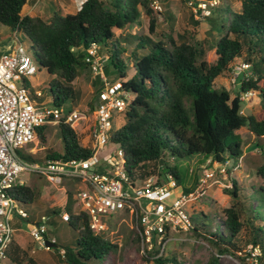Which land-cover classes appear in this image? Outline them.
<instances>
[{
    "label": "trees",
    "instance_id": "trees-1",
    "mask_svg": "<svg viewBox=\"0 0 264 264\" xmlns=\"http://www.w3.org/2000/svg\"><path fill=\"white\" fill-rule=\"evenodd\" d=\"M26 1L0 0V24L12 32L22 33L38 67L53 76L47 83L52 106H61L77 96L71 83L78 77L79 69L88 65L84 61V50L91 44H110L116 50L114 29H123L137 21L140 8L149 17L150 34L157 25L149 0H85L75 13L63 14L58 9L48 19L27 13ZM239 2L238 9L231 8L224 0H219L215 6L220 16L221 34L213 43L216 55L213 63L205 59L203 46L191 43L185 33L171 36L169 46L149 36L136 37L137 44L129 55L133 76L120 80L122 89L133 98L124 111V123L110 135V141L122 150L123 168L131 178L158 173L162 179L169 175L181 192L188 193L193 187L180 186L176 165L168 166L162 158L167 155L180 160L199 156L202 163L211 158L219 164L238 159L242 156V141L235 131L241 127H247L253 135L252 148L260 149L264 155V0ZM163 16V20L166 19L165 14ZM193 16L190 12L189 20L197 26L199 21ZM72 47L77 51H72ZM113 55L117 60L116 51ZM242 63L249 67L248 74L240 80L239 89L243 93L254 91L259 97L258 111L247 115L241 112L239 93L231 98L228 89L214 86L215 79L226 70L233 71L237 78L241 70L236 67ZM113 65L120 78H125L124 70L116 63ZM23 84L31 90L28 80L24 79ZM99 91L97 87L96 93ZM89 105L90 109L94 106L92 102ZM57 127L62 151L44 148V155L25 156L33 161H44L82 159L91 155V147L80 144L75 129L65 123L64 118ZM45 128L46 124L37 128V137L42 143L46 142ZM156 162L163 165L159 172L155 165H149ZM256 173L264 180V160ZM231 186L233 204L224 207L222 215L217 217L219 227L206 230L204 223H196L190 229L196 237L208 232L204 238L216 248V254L205 264H220L224 253L236 255L243 250L240 232L245 223L241 220L244 205L237 202L239 187L234 180ZM9 192L22 206L37 200L35 189L28 184H16ZM254 193L250 200H255L256 204L252 201L247 204L250 228L245 242L251 244V250L257 247L259 253L246 255L252 254L257 264H264V186H259ZM74 199L75 194L68 191L65 211L69 218L64 222L77 237L74 247L61 248L64 250L60 254L62 264H105L106 256L116 251L117 244L104 238V233L94 234L90 230L87 214L72 208ZM47 211L58 214L59 208ZM201 214L204 215L202 211ZM131 221L135 234L136 221L132 217ZM11 259L18 264L23 261L19 254L12 255ZM28 262L37 264L31 258ZM146 262L179 264L174 255L163 254L155 258L139 254L129 264Z\"/></svg>",
    "mask_w": 264,
    "mask_h": 264
},
{
    "label": "rangeland",
    "instance_id": "rangeland-1",
    "mask_svg": "<svg viewBox=\"0 0 264 264\" xmlns=\"http://www.w3.org/2000/svg\"><path fill=\"white\" fill-rule=\"evenodd\" d=\"M149 6L153 11V14L157 18V25L154 33L148 32L149 17L140 8V14L138 20L133 24L127 25L123 29H114L115 38L113 40L116 45V50L110 44H99V55L106 57L104 61V75L109 83L115 81H125L133 76V67L130 60V52L135 48L137 44V36H149L154 41H162L166 45H170L171 36L174 37L175 33H185L189 37V41L196 45H202L205 50V59L209 63H213L215 60V50L213 48L214 40L221 34L220 28V16L216 7L210 8L206 13L195 14L194 11L189 9V6L185 2L180 0H149ZM154 1L156 2L154 4ZM231 8L238 9L240 7L239 0H224ZM42 3H47L51 7V11H57V5L55 0H41ZM24 10L28 11V4ZM222 2H220V5ZM190 12L194 13V20H198L199 24L193 26L189 20ZM163 14L166 19L163 20ZM169 16V18H168ZM17 38L27 46V41L22 33H14L8 27L0 24V54L6 51L8 46L17 44ZM118 56V59H114V52ZM111 56V58H110ZM113 60V62H112ZM117 64L124 70L125 78L121 79L117 67L113 65ZM237 78L233 74V71L226 70L214 81L215 87H224L229 90L230 97L239 93L242 99L241 112L243 114L255 113L259 109V97L254 91L243 93L239 89V83L242 77L248 74V70L240 69ZM52 75L48 74L43 67H38V71L28 79L31 90H40L43 94V101L46 105L52 106L50 102V95L47 90V83L52 79ZM235 78V80H233ZM95 79L93 73L88 65L79 69L78 77L71 83L74 90L77 92V96L73 100H68L61 106L64 108L88 109L90 107L89 102L93 104L97 101V85L92 82ZM133 97L130 95L129 101ZM125 121L124 111H114L113 124L114 129L121 126ZM89 122V121H88ZM241 137L242 141V156L238 159L233 158L225 163V169L221 170L213 164H208L207 169L209 177L201 188V194L196 197L193 203L187 207V213L191 218L193 224L204 223L206 230H214L219 227V215H222V209L233 204V197L230 194L232 189L231 182L234 180L237 183L238 189V201L241 205V220L245 223L240 232L241 245L243 250L236 255H230L224 253L220 256V264H257L254 261L252 254L246 255V253H256L257 248L251 250V244L245 242L248 239V230L250 222L249 211L247 210V204L250 203L254 196V190L259 186H264V180L256 173L257 167L263 162L264 155L258 148H252L254 146V138L247 127H241L235 131ZM46 142L38 143L39 147L45 146V148H52L55 151H62V142L59 136L58 127L56 125L48 124L44 131ZM81 145H90L87 143V139L82 140L81 136L78 137ZM32 144L23 145L19 148L18 152L23 153ZM37 150H40L36 147ZM103 155H107L112 150L116 149V146L108 144ZM40 155L45 154V150L39 152ZM162 160L168 166L176 165V169L179 175L180 186L193 187L194 190L198 185V179L201 176V171L206 165L205 162H201V157L195 156L192 158H183L180 160L171 159L170 157H163ZM149 165H155L159 172L162 168L160 162L150 163ZM203 165V166H202ZM154 176L159 177L158 173H153ZM27 184L35 189L37 200L28 205H21L29 214V220L25 217H20L13 214V227L15 226L14 237L21 241L28 240L31 242L33 250L36 252L33 255L37 264H62L60 251L62 247H74L77 233L73 231L70 226L63 222L59 213L65 211L67 203V192L75 194L77 186L80 183L64 179L61 184H53L46 181L44 178H39L35 174H23L22 176ZM160 178V177H159ZM194 179L196 181H194ZM195 184V185H194ZM179 191L180 189L177 188ZM252 196V197H251ZM252 204H256L253 200ZM239 207V205H237ZM59 208L58 214L46 212V209ZM72 208L75 211L79 209V203L74 199ZM201 211L204 215L201 214ZM45 212L48 218H51V223L48 226V230L52 237L57 240L56 247L50 250H45L37 242H35L29 236V229L31 219L39 218L40 213ZM105 223L107 229L103 232L104 238L108 241L117 244L115 252L109 253L104 260L105 264H129L131 260L136 259L139 255L138 242L135 240V235L132 231L131 214L129 211L122 209L118 210L111 216L105 217ZM211 232V231H210ZM209 232V233H210ZM208 234V232H206ZM206 234V235H207ZM205 235V236H206ZM196 237L192 231L182 232L178 231L171 233L168 236L163 255H174L179 264H205L208 258L216 254V248L210 245L205 236ZM47 237L50 238L47 233ZM27 256L30 254L31 246L27 247ZM251 250V251H249ZM27 256L23 255L24 264L29 263ZM34 260V259H33ZM96 263V262H94ZM30 264V263H29ZM141 264H154L153 262H146Z\"/></svg>",
    "mask_w": 264,
    "mask_h": 264
},
{
    "label": "built area",
    "instance_id": "built-area-1",
    "mask_svg": "<svg viewBox=\"0 0 264 264\" xmlns=\"http://www.w3.org/2000/svg\"><path fill=\"white\" fill-rule=\"evenodd\" d=\"M186 1L195 14L206 13L219 2ZM17 40V44L8 46L0 54V264H6L7 248L14 232L11 216L28 217L26 210L9 192L16 184L27 183L22 177L26 173L35 174L53 184H61L64 179L80 183L81 187L75 193L78 211L87 214L88 226L94 234L107 229L105 217L118 210L129 211L136 221L134 235L138 240L139 254H150L154 258L161 256L171 233L187 232L192 228L193 223L186 210L201 194V188L210 176L207 165L213 164L224 170L225 163L206 159L197 187L188 193L178 191L175 179L169 175L162 179L153 174L131 178L123 168L122 150L110 141L114 130V111H125L130 93L122 89L120 81L108 82L103 65L107 58L98 54L99 46L91 44L86 48L84 61L93 76L99 77L103 87L93 108L82 110L46 105L40 90L31 91L23 84L24 79H30L38 71V65L27 46ZM71 50L75 52L77 48L72 47ZM248 67V64L242 63L236 69L245 70ZM61 118L74 129L85 128L91 155L82 159L33 161L25 155L35 154V149H26L24 155L18 153L23 145L35 140L40 143L38 127L57 125ZM108 144L116 146V149L103 155L108 150ZM60 217L62 221H67L69 214L62 211ZM48 220L46 215H41L29 229L30 236L45 250H49L45 241L55 242L54 238H47ZM63 253L64 250H61L60 254ZM258 253L257 248L253 254Z\"/></svg>",
    "mask_w": 264,
    "mask_h": 264
},
{
    "label": "crops",
    "instance_id": "crops-1",
    "mask_svg": "<svg viewBox=\"0 0 264 264\" xmlns=\"http://www.w3.org/2000/svg\"><path fill=\"white\" fill-rule=\"evenodd\" d=\"M84 1L85 0H55L56 5H57V8L63 14H66V13H75L78 10V8L80 7L81 3H83ZM26 2L29 3L28 4L29 5L28 6L29 9H28L27 13L34 14V15H38V16L44 18V19H48L51 16V14L54 12V11L53 12L51 11V7L49 5H47V3H42L41 0H27ZM26 6H27V4H25L24 7H26ZM92 82H94L98 87H100V89L103 87V83L101 82V80L99 79V77H95V79ZM47 125L48 124H46V126ZM51 125H53V124H51ZM75 131H76L78 137L81 136L82 140L87 139V131L85 130L84 127L80 126L79 128L75 129ZM36 141L37 140H35L34 142H32L31 143L32 146L28 147L27 150L30 149V148H32V149H35L34 150L36 152L35 154H39V152L42 151L45 148V146L42 145V147H39V144ZM38 141L40 142L39 139H38ZM36 147H38L40 150H37ZM27 150H24V151H27ZM35 154H31V155H35ZM20 155H24V153H21ZM80 187H81V184L79 186H77V190ZM41 215H46V213L45 212L40 213L39 218H40ZM59 217H60V213H59ZM29 218L30 217H29V214H28V217L26 219L29 220ZM39 218L38 219L37 218L31 219V221H29V222L36 223L39 220ZM51 218H49V220H48V223L49 224L51 223V220H52ZM12 219H13V215L11 216V224H12V227H13ZM60 219H61V217H60ZM31 223H29V224L31 225ZM13 228H14V231H15V226ZM47 233L49 234L50 238H54V237L51 236L49 230L47 231ZM29 236H30V234H29ZM55 241L57 242L56 239H55ZM29 246H31V250L29 251L30 252L29 256H27V251H28L27 247H29ZM52 248L53 247H50L49 250L52 249ZM35 253L36 252L33 250V247L31 245V242L30 241H28L26 239V240L20 242L19 240H17L14 237V232H13L12 240H11V242H10L8 248H7V259H6L5 263L6 264H18V263L14 262L11 259V256L14 255V254H19L22 257H23V255H26L27 256V260L31 258V259H34V261H35L36 258L33 256V255H35ZM21 264H24V262L22 261Z\"/></svg>",
    "mask_w": 264,
    "mask_h": 264
},
{
    "label": "water",
    "instance_id": "water-1",
    "mask_svg": "<svg viewBox=\"0 0 264 264\" xmlns=\"http://www.w3.org/2000/svg\"><path fill=\"white\" fill-rule=\"evenodd\" d=\"M45 244H46V246H48V248H50V247H56V244L54 243V242H51V241H45Z\"/></svg>",
    "mask_w": 264,
    "mask_h": 264
}]
</instances>
